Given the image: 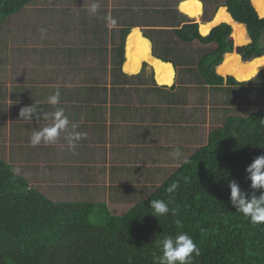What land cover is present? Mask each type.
<instances>
[{"label":"crops","instance_id":"crops-1","mask_svg":"<svg viewBox=\"0 0 264 264\" xmlns=\"http://www.w3.org/2000/svg\"><path fill=\"white\" fill-rule=\"evenodd\" d=\"M35 2L24 8L36 10L29 27L11 24L7 34H0V159L54 202L104 203L111 211L119 203L128 204L122 211L126 212L206 145L213 130L194 150L186 144L193 141L199 126L195 119L199 113L187 108L201 106L211 97L221 101L224 91L199 81L205 95H196L192 81L197 74L190 71H183L188 75H177L163 89L156 83L154 71L141 74L139 66V72H127L126 66L140 53L148 59L153 55L149 50L153 52V43L143 34L151 26L165 23L161 0H104L105 7L99 6L95 14L89 11L91 1L86 8L80 7L86 5L85 0H56L53 4L46 0L43 6ZM183 6L187 15H193L194 8L196 13L201 10L199 0ZM109 16L115 20L114 26L109 24ZM129 26L131 32L135 30L127 36L129 60L126 57L121 72L115 49L121 30ZM41 28L47 30L43 35ZM138 39V50L129 47ZM224 72L243 76L233 70ZM57 86L61 103L52 106L47 99ZM36 102L38 115L63 107L70 121L79 125L77 130L87 133L75 151L68 150L63 134L55 144L30 145L32 132L48 121L24 120L19 112ZM176 147L183 154L179 159L169 156ZM146 166L150 168L144 175L142 167ZM154 181L158 184L151 188ZM108 193L116 200L111 207L110 201H99Z\"/></svg>","mask_w":264,"mask_h":264},{"label":"trees","instance_id":"trees-1","mask_svg":"<svg viewBox=\"0 0 264 264\" xmlns=\"http://www.w3.org/2000/svg\"><path fill=\"white\" fill-rule=\"evenodd\" d=\"M34 1L0 0V34L7 19ZM200 1L206 6L213 3L214 12L221 7L218 13L226 7L240 23L235 22L238 33L232 35L235 45L242 47L251 43L239 49V54L244 60L258 59L244 62L232 53L230 25L235 27L228 12L219 22L227 24H218L209 35L218 13L211 24L200 25L201 36L198 24L189 23L186 15L165 3L162 8L165 23L153 25L152 30H145L143 34L153 43L154 57L165 64L140 53L133 64L126 66L127 72L136 73L141 62L147 61L153 65L158 84L170 86L174 80L169 64L172 63L185 72H198L197 81L225 91L246 84L240 82L264 69V46L261 45L264 0H254L255 7L251 0H221L217 4V0ZM130 26L121 30L119 46L115 49L121 72ZM196 42L203 46L215 44L216 48L194 61L192 50L179 47ZM129 47L138 50L137 43ZM127 58L128 61V54ZM234 69L243 70L242 78L229 73L232 77L225 83L221 73ZM261 154H264V108L247 117L227 118L221 127L213 129L205 146L196 150L144 200L119 214L104 203L54 202L0 159V264H157L162 253L156 240L175 237L180 232L189 234L200 249L199 256L193 254L192 264H264V223L253 224L236 211L230 201L229 187L234 181L249 197L264 191L250 187L245 171ZM174 183L177 187L169 193L167 189ZM170 197L169 207L176 214L170 211L159 218L152 215L150 201L167 202ZM92 217L95 222L91 221Z\"/></svg>","mask_w":264,"mask_h":264},{"label":"rangeland","instance_id":"rangeland-1","mask_svg":"<svg viewBox=\"0 0 264 264\" xmlns=\"http://www.w3.org/2000/svg\"><path fill=\"white\" fill-rule=\"evenodd\" d=\"M47 1L50 4H53L56 2V0H47ZM89 1L98 3L101 8L105 7L104 0H85L86 5H84L82 3V5L80 7L86 8ZM177 1H180V0H161V3L162 4L167 3L168 6H172V9L175 10V8H176L175 5L177 4ZM188 1L189 0H181L178 8H176V9H178L180 11V13L183 12L184 15H186V17H187V18H185L186 21H188L189 23L198 24L199 32H200V25L211 24L213 22V20L215 19L216 14L218 13V11L221 8L220 7L219 9H217L216 12H214L216 9V6L213 3L210 6L209 5L206 6L202 1L199 0L201 3V10L198 11L196 14H194L196 16H192L191 14L187 15L188 13H187V11L184 10L185 7L183 5L185 2H188ZM253 1L254 0H252V2ZM36 2H37V4H36L37 6H43L42 4H44L46 2V0H36ZM215 2L217 4V3L221 2V0H217ZM187 10H188V8H187ZM33 11L34 10L32 8L23 9V11L21 10L18 14H16L17 17L14 16V17L10 18V21H6V23L3 24L2 30H1L2 33L4 32L7 34V32L10 30L11 24L14 26V28L21 27V25L23 27L24 26L29 27L30 23H32V19L34 18L36 10L34 12ZM226 13H227V9L225 8V11L223 10L217 14L218 18H216L217 20H215L212 23V26H211L209 32L211 31V29L214 26H217L219 24L220 20L226 15ZM262 15L264 16L263 13H262ZM33 22H34V20H33ZM207 23H209V24H207ZM221 24H226V23H221ZM230 26H231V31H232L231 38L233 40L234 48H235L236 45H235V41H234L233 36L237 35V29L236 28L234 29L232 27V25H230ZM134 30L131 32V34L134 32ZM209 32H208V34H209ZM137 34H138V32L135 34V36H137ZM200 34H201V32H200ZM247 34H248V32H247ZM201 36H203V35L201 34ZM206 36H204V37H206ZM128 38H129V36H128ZM128 38H127V40H128ZM137 44H138V47L141 44V41L139 39L137 40ZM250 44L251 43H248L247 45L242 46L239 49L244 48ZM261 45L264 46V33H263L262 38H261ZM179 48L180 49L182 48L184 50H187V49L192 50L194 53L193 54V57H194L193 60L197 61L204 53L211 52L212 50H214L216 48V45L212 44L209 46H203L199 42H196L193 45H189V46H185L182 44ZM149 50H150V54H151V49L149 48ZM232 53L237 54L235 49H234V52H232ZM239 55L241 58L242 55L241 54H239ZM142 63H144V62H141V64H140V72L138 71L139 73L143 74L144 72H146L147 75L148 74L151 75L149 71H154L153 75L154 76L156 75L155 70L153 68V65H151L149 62L146 61V63H144V64H147V66H146V68H143L145 66L143 64V66L141 67ZM171 66L173 68L172 64H171ZM192 66H195V65H192ZM244 71H246V70H244ZM262 71H264V69L259 70V72H257V73L255 72L254 74H250V78L252 77L251 79L249 78L247 81L240 82V83H246V84L232 86V87L225 84V86L230 87V89L226 88V90L221 93V97H223V100H221V101L219 99H215V97H211V98H208L207 100H205L201 106L200 105H198V106L192 105V106L187 108L188 110L193 109L195 112L199 113V119L195 118L196 123L199 124L196 132H194L195 137L193 138V141H191V140L186 141V144L189 145V147L192 148V150L203 145L204 142L206 141V138H207L209 132L211 130L217 128V127H221L227 118L236 117V116L247 117L250 114L255 113V112L261 110L262 108H264V76H261ZM173 72H174V80H175V77L177 78V75H178V78H181V76L184 77L185 75H188L187 73H183V68H181V67L173 68ZM197 74H198V72H197ZM228 74L226 72L221 73V76L224 77L225 83H227V78L230 77V76H228ZM236 74H238V76L241 77L243 75V71H240L239 73H236ZM196 78L197 77H193V81H192L193 83L191 82L192 85L194 86V87H192V91L193 92L196 91L197 92L196 95H203L204 92H202V90H205V89L201 85H203L204 83L202 82L203 84H201L199 81H197ZM155 79H156V76H155ZM174 80H173V82H174ZM156 83H158V82L156 81ZM178 84L180 85V83H178ZM158 86L161 87V89H163L162 87L165 88V86H168V85H158ZM210 90H212V89H210ZM165 94L168 95L169 92L166 91ZM217 95L219 96L220 93ZM178 97H179L178 99H182L181 95L180 96L178 95ZM200 99H201V96L199 97V101H201ZM196 101H198V99L194 100V102H196ZM179 106H181V105H179ZM150 140L154 141L153 138H150ZM149 168L150 167H147V166L142 167L144 175H145L147 169H149ZM141 182H142V180H141ZM157 184L158 183L155 181L152 182L151 188L155 187ZM104 195H106V194H104ZM110 197H111V194L108 193L107 197L103 196L102 198H99V201H110L111 202L110 207H111L114 205L113 202H116V200L115 199L111 200ZM127 208H128V204L125 206V205H121L119 203L116 205L115 208H111V209L113 211L122 212L123 210H127ZM91 221L95 222V218L92 217Z\"/></svg>","mask_w":264,"mask_h":264},{"label":"clouds","instance_id":"clouds-1","mask_svg":"<svg viewBox=\"0 0 264 264\" xmlns=\"http://www.w3.org/2000/svg\"><path fill=\"white\" fill-rule=\"evenodd\" d=\"M98 8L99 4L93 2L89 11L91 14H95ZM107 20L110 25H115V20L110 16L107 17ZM46 31L47 30L45 28L40 29L42 35ZM144 39L147 38L144 37ZM125 55L126 50L124 56ZM151 56L154 57V55ZM173 67L175 68L174 65ZM60 96V89L59 86H57L56 91L48 97L47 103L52 106L60 105ZM38 105V102L33 103L31 106H25L21 108L19 112V116L24 120L32 121L35 117L36 119L48 121L45 126L32 132L29 141L30 145L35 147L41 143L55 144L63 134V139L66 141L68 150L75 151L78 146V142L86 138L87 133L77 130L79 125L70 121L68 115H66L65 108L55 107V110L52 112H46L38 115ZM182 155V151L179 147H176L172 152L169 153V156L175 159L181 158ZM16 171L18 172L19 169ZM245 171L248 173L250 187L253 190H264V154L256 156L252 162L247 165ZM176 187L177 185L174 183L167 189V191L172 193ZM229 187L231 190L230 201L236 211L242 213L245 217H248L249 221L253 224L264 223V191H260L259 196L253 194L251 197H249L246 193L241 191L239 185L236 182H230ZM171 203V197L167 202L162 199L150 201V208L153 209L152 215L159 218L161 216L167 215L170 211L173 215H175V209H170L169 207ZM156 244L162 253V255L157 258V264H192L193 254H195V256L200 255L199 247L194 242L192 237L185 232H180L175 237L165 236L162 239L156 240Z\"/></svg>","mask_w":264,"mask_h":264},{"label":"water","instance_id":"water-1","mask_svg":"<svg viewBox=\"0 0 264 264\" xmlns=\"http://www.w3.org/2000/svg\"><path fill=\"white\" fill-rule=\"evenodd\" d=\"M230 16H231V15H230ZM231 17H232V16H231ZM232 19H233V18H232ZM233 21L236 22L234 19H233ZM236 23H238V22H236ZM238 24H240V23H238ZM220 25H221V24H220ZM242 25H243V24H242ZM216 27H218V26H216ZM216 27H213V28L211 29V31H212L214 28H216ZM211 31H210V32H211ZM209 34H210V33H209ZM209 34H208V35H209ZM239 48H240V47H237V46H235V48H234V49L236 50V52H237L238 55H239ZM151 53H152V52H151ZM228 55H229V54H228ZM226 56H227V55H226ZM226 56H225V57H226ZM239 56H240V55H239ZM263 56H264V55H263ZM261 57H262V56H261ZM261 57H259V58H261ZM152 58H154V57L152 56ZM241 58H242V60H243L244 62L258 59V58H253V59H249V60H244L243 57H241ZM154 59H155V58H154ZM155 60H157V59H155ZM159 61H160V60H159ZM161 62H162V61H161ZM162 63H164V62H162ZM164 64H165V63H164Z\"/></svg>","mask_w":264,"mask_h":264},{"label":"bare ground","instance_id":"bare-ground-1","mask_svg":"<svg viewBox=\"0 0 264 264\" xmlns=\"http://www.w3.org/2000/svg\"><path fill=\"white\" fill-rule=\"evenodd\" d=\"M252 1V0H251ZM252 4H253V2H252ZM253 6H254V4H253ZM255 7V6H254ZM224 8H226V7H224ZM227 9V8H226ZM256 9V8H255ZM227 12L229 13V11H228V9H227ZM258 12V11H257ZM230 14V13H229ZM231 15V14H230ZM232 16V15H231ZM233 18V17H232ZM233 20V19H232ZM211 23V22H210ZM207 24H209V23H207ZM227 24V23H226ZM220 25V24H219ZM219 25H217V26H219ZM228 25H230V24H228ZM233 25H234V27L237 29V33H238V28H237V26H236V24H235V22L233 21ZM214 27H216V26H214ZM210 33V32H209ZM152 59H154V58H152ZM241 70H239V69H235V70H233V72H235V73H239Z\"/></svg>","mask_w":264,"mask_h":264},{"label":"flooded vegetation","instance_id":"flooded-vegetation-1","mask_svg":"<svg viewBox=\"0 0 264 264\" xmlns=\"http://www.w3.org/2000/svg\"><path fill=\"white\" fill-rule=\"evenodd\" d=\"M144 63H146V62H144ZM144 63H143V64H144ZM144 66H147V64H144Z\"/></svg>","mask_w":264,"mask_h":264}]
</instances>
